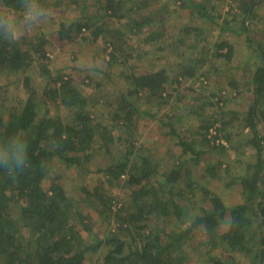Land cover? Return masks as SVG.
Here are the masks:
<instances>
[{
	"label": "trees",
	"instance_id": "16d2710c",
	"mask_svg": "<svg viewBox=\"0 0 264 264\" xmlns=\"http://www.w3.org/2000/svg\"><path fill=\"white\" fill-rule=\"evenodd\" d=\"M233 1L228 16L237 23L224 19L219 31L245 32L248 54L256 58L246 65L252 96L239 129L224 114H205L195 99H180L184 105L159 116L156 139L138 135L147 116L157 117L165 100L183 94L187 78L209 76L202 72L209 60V72L216 61L231 64L235 50L227 38L186 47L190 28L182 9L205 23L214 20L213 5L40 0L62 18L53 16L19 42L0 40V78L6 79L0 137L22 134L29 147L23 172L0 170V264H264V43L252 37L255 6L264 0ZM0 4L20 11L19 0ZM196 28L199 35L203 27ZM50 36L79 49L101 37V66L88 67L89 79L79 80L55 65ZM118 64L126 67L120 75ZM234 134L240 141L233 143ZM247 151L256 155L253 169L236 171L247 164ZM214 180L239 181L243 201L227 203Z\"/></svg>",
	"mask_w": 264,
	"mask_h": 264
},
{
	"label": "rangeland",
	"instance_id": "374dc122",
	"mask_svg": "<svg viewBox=\"0 0 264 264\" xmlns=\"http://www.w3.org/2000/svg\"><path fill=\"white\" fill-rule=\"evenodd\" d=\"M201 1L203 3H207L208 6H212L211 13L215 16L213 21L210 22H203V20L199 17H191V12L188 7L185 9H182L181 13L183 15L182 21H186V25L188 23V26L186 28H190V32L186 31V47L188 48V44L192 41L199 42L205 44L207 41L208 43H215L218 40H221L223 38L229 39V41L233 44V49L235 52H233V57L231 64H224L222 61H216L214 65H211L213 67V71L209 72V65L211 64V60L208 61L209 65H206L202 72H205L209 74L208 77L201 76L200 78H187L186 82L183 85L182 89V95L181 96H173L172 98H169L164 101L163 107L161 108V111L159 112V115L157 117L151 118L146 117L145 121L147 127H145L143 130H140L138 132L139 138L141 140H151L156 139L158 133H162L161 128H159V116L165 114L167 111H172L174 107L178 103H180V99H182L185 103L186 101H189L190 99H195L196 106H199L203 109V112L210 116V114H214L215 112H218L219 117H221L223 114L227 118L233 119V125H236V128H240V124L245 122L243 119V116L245 115V112L247 111V107L249 104V100L252 96L251 91L248 90V87L246 86V81L251 80V74L252 70H249L246 66L248 62L256 61L255 56L249 55V46H247L246 41V33L239 35L235 32H227L223 31L220 33L218 22H222L224 19L230 20L232 25H236L238 18L232 20L231 15L228 16V11L231 9V6H236V2L233 0H196ZM264 4V1L261 2ZM260 3V4H261ZM229 4L231 6L229 7ZM258 6V5H257ZM256 6V12L257 14L262 11L260 7ZM0 4V8H3ZM264 9V7H263ZM15 10V9H14ZM258 10V11H257ZM260 10V11H259ZM17 13L19 11L15 10ZM62 11H54L52 14H50L49 19L50 20L53 16L62 18L63 15L60 14ZM263 12V11H262ZM65 14L67 15H77L76 11L73 9H67ZM228 18H225L227 17ZM65 16L64 18H66ZM257 23L254 24V28L252 27V34L254 42L257 44L258 42L264 43V19H259ZM196 27H203L201 29V32L199 35L197 34L198 30ZM223 37V38H222ZM52 39V44L49 46L50 53L49 55L52 56L55 60L54 63L58 67H62L66 71H70L73 74L77 75L79 80H83V78L87 81L89 78H87L85 75L88 73V67H96L101 66L102 64V56H103V47L105 45V42L101 37L95 40V42L91 44H85L82 49H79L81 46L78 43H61V41L54 36H50ZM194 42V43H195ZM186 48V49H187ZM110 51L108 49L107 53ZM187 53V52H186ZM185 56V55H184ZM107 57V56H106ZM108 58V57H107ZM163 60V59H162ZM160 60L159 63L162 61ZM166 59L163 61L165 62ZM191 57H189L186 54V63H190ZM132 62V61H131ZM138 63V62H135ZM207 63V64H208ZM211 67V68H212ZM125 66L123 64H118L116 67V71L118 72V75L122 74L125 70ZM215 68V69H214ZM209 72V73H208ZM122 80V78L120 77ZM117 78L118 80H120ZM6 81L5 78H0V83ZM238 82V83H237ZM238 84V85H237ZM89 91V90H88ZM226 95V99L223 98L221 101H218V94ZM199 96L204 97V99H201ZM212 99H208L211 98ZM223 96V97H224ZM137 103H143L142 100H137ZM208 101L215 102L214 104L210 105ZM217 102V103H216ZM145 104V102L143 103ZM204 104V105H203ZM184 105L183 102L179 104V106ZM220 105L221 107H218ZM218 107V108H217ZM222 112V113H221ZM190 120L186 118L185 123L186 124V131L190 127ZM189 125V126H188ZM219 123L217 122L215 126H213L210 131L211 133L215 134L216 127ZM180 126V125H179ZM185 127V126H184ZM235 128V129H236ZM238 131V130H236ZM247 131V129L245 130ZM163 140V139H162ZM220 140H225L224 137H221ZM240 141V136L237 134L233 135V143ZM230 144V143H229ZM159 148L162 147V145L157 146ZM230 158L234 159L236 156V151L234 149L229 151ZM240 158V156H239ZM245 160L247 161V164H240L236 171H243L245 172L248 167L250 169H253V162L256 160V155L252 151H247L245 153ZM231 174H234L235 172L230 170ZM201 176L206 178L208 176V173L205 170L201 171ZM215 182V183H214ZM212 182V187L217 192L221 193L222 198L227 203H236L241 202L244 199V196L242 194V185L239 181H233L230 184H226L224 182H218L217 180H214ZM114 193L119 194L121 191V187H114ZM78 192L75 191L74 195L78 197ZM80 195V194H79ZM81 206L84 207L82 201L80 202ZM118 205V204H117ZM85 210V208H83ZM255 233L256 237L255 239L258 240L261 237V231L259 226H255ZM250 244L252 245V250H255L254 246V240H251ZM196 260H193L190 262V264H197L195 262Z\"/></svg>",
	"mask_w": 264,
	"mask_h": 264
},
{
	"label": "clouds",
	"instance_id": "9594fccd",
	"mask_svg": "<svg viewBox=\"0 0 264 264\" xmlns=\"http://www.w3.org/2000/svg\"><path fill=\"white\" fill-rule=\"evenodd\" d=\"M20 11L0 8V40L9 44L19 42L23 36L46 23L50 10L40 0H19ZM28 142L22 134L10 138L0 137V170L15 176L29 166Z\"/></svg>",
	"mask_w": 264,
	"mask_h": 264
},
{
	"label": "crops",
	"instance_id": "0c3cea01",
	"mask_svg": "<svg viewBox=\"0 0 264 264\" xmlns=\"http://www.w3.org/2000/svg\"><path fill=\"white\" fill-rule=\"evenodd\" d=\"M257 5H258V6L260 7V9L263 11V12L261 11L260 14H259V13L257 14V12H256V6H257ZM256 6H255V18H256L257 20H259V19H264V9H263L264 4H262V3L260 4V1H259V2H257ZM258 6H257V7H258ZM257 11H258V10H257ZM259 11H260V10H259ZM255 21H256V20H255ZM256 23H257V22H256Z\"/></svg>",
	"mask_w": 264,
	"mask_h": 264
},
{
	"label": "built area",
	"instance_id": "2783aa9c",
	"mask_svg": "<svg viewBox=\"0 0 264 264\" xmlns=\"http://www.w3.org/2000/svg\"><path fill=\"white\" fill-rule=\"evenodd\" d=\"M222 142L226 143L224 140H222Z\"/></svg>",
	"mask_w": 264,
	"mask_h": 264
}]
</instances>
